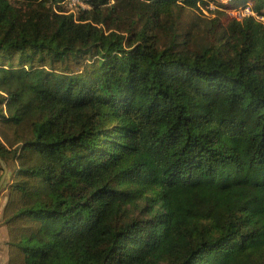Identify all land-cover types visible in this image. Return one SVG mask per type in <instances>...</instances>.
<instances>
[{
  "label": "trees",
  "instance_id": "trees-1",
  "mask_svg": "<svg viewBox=\"0 0 264 264\" xmlns=\"http://www.w3.org/2000/svg\"><path fill=\"white\" fill-rule=\"evenodd\" d=\"M66 1L0 0L8 264H264V0Z\"/></svg>",
  "mask_w": 264,
  "mask_h": 264
},
{
  "label": "rangeland",
  "instance_id": "rangeland-1",
  "mask_svg": "<svg viewBox=\"0 0 264 264\" xmlns=\"http://www.w3.org/2000/svg\"><path fill=\"white\" fill-rule=\"evenodd\" d=\"M221 3L226 4L227 0H220ZM203 11L199 10H190L186 9L183 13V16L181 17V24L178 28V30L181 32L186 31L188 28H190V25H196L198 23L199 19H205V18H214L212 13H209L207 9H202ZM210 11H216V5L213 4ZM69 13H72L74 15L78 14L77 8L70 9ZM227 16L229 19L235 18L238 20H241L244 16L246 11H239V10H227ZM264 22V21H263ZM200 45H203L202 41ZM8 178V175H7ZM6 178V180H7ZM9 180V179H8ZM10 181V180H9ZM6 182V181H5ZM4 185L2 186V189L0 191V264H8V233L7 229L3 222V209L6 203V191L4 190Z\"/></svg>",
  "mask_w": 264,
  "mask_h": 264
},
{
  "label": "built area",
  "instance_id": "built-area-1",
  "mask_svg": "<svg viewBox=\"0 0 264 264\" xmlns=\"http://www.w3.org/2000/svg\"><path fill=\"white\" fill-rule=\"evenodd\" d=\"M66 5L70 8V9H74L76 7H82V8H86V5H84V3L82 2V0H67ZM212 8V7H211ZM239 11H246L245 16L246 15H252L255 16V14L251 11L250 8H246V9H242ZM244 16V17H245ZM260 20L264 21V18H260Z\"/></svg>",
  "mask_w": 264,
  "mask_h": 264
},
{
  "label": "water",
  "instance_id": "water-1",
  "mask_svg": "<svg viewBox=\"0 0 264 264\" xmlns=\"http://www.w3.org/2000/svg\"><path fill=\"white\" fill-rule=\"evenodd\" d=\"M0 164L4 170V175H3L2 179L0 180V191H1L2 186L4 185L6 178H7V175H8V169H7L5 162L1 158H0Z\"/></svg>",
  "mask_w": 264,
  "mask_h": 264
}]
</instances>
